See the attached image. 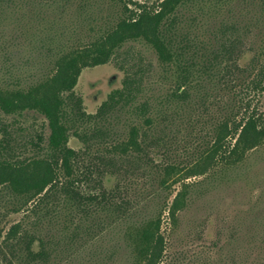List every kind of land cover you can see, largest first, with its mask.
<instances>
[{
    "label": "trees",
    "instance_id": "obj_1",
    "mask_svg": "<svg viewBox=\"0 0 264 264\" xmlns=\"http://www.w3.org/2000/svg\"><path fill=\"white\" fill-rule=\"evenodd\" d=\"M111 1L113 13L97 16L91 12L95 0H78L77 19L69 26L63 23L77 0H55L60 8L52 14L55 33L43 38L40 49L41 56H51L50 67L35 80L0 85L1 112L17 116L10 122L0 116V197L20 199L22 206L31 203L37 223L62 202L80 219L92 217L87 233L104 231L109 219L98 215L124 218L134 207L123 194L132 186L128 174H153L154 183L168 187L179 178L205 174L214 165H237L264 143V111L251 100L264 91V50L259 68L240 65L237 22L223 21L208 35L193 32V19L181 10L195 5L203 10L209 0H159L133 8L120 4L122 0ZM86 35L89 41L83 39ZM131 42H142L155 52L164 88L159 93L156 87L149 89L158 94H145L155 67L139 46H127ZM131 55L137 57L128 58ZM111 62L124 71L121 86L95 113L88 112L76 92L79 78L85 69ZM214 90L226 93L219 101L222 107L214 116L207 114L206 133L195 136L192 129L187 144L193 142V154L174 161L173 128L187 119L199 125L213 105ZM26 111L43 117L42 130L22 124L14 128ZM72 137L80 147L70 145ZM111 176L119 179L108 189L105 179ZM185 196L184 191L176 195L167 209L171 217L184 206ZM12 203V210L21 209ZM162 221L159 216L128 226L133 264H181L166 247ZM34 227L30 231L17 222L6 235L0 227V264H51L54 248Z\"/></svg>",
    "mask_w": 264,
    "mask_h": 264
},
{
    "label": "rangeland",
    "instance_id": "obj_2",
    "mask_svg": "<svg viewBox=\"0 0 264 264\" xmlns=\"http://www.w3.org/2000/svg\"><path fill=\"white\" fill-rule=\"evenodd\" d=\"M95 1L91 12L95 15L98 13L97 16H106L115 10L111 0ZM158 1L122 0L120 4L127 3L129 8H133ZM77 3L78 0L69 9L63 25L66 22L69 26L74 25ZM57 8L55 0H0V85L35 80L42 76L47 65L50 67L51 56H41L40 49L44 46L41 45L45 42L43 38L55 33V29L51 28L55 21L52 14H56ZM181 11L193 19L189 24L196 33L210 35L209 32L223 21L237 22L240 25L239 33L242 34L240 48L243 56L240 65L250 63L259 68L257 66L263 62L264 50L263 0H209L203 10L195 5L190 10ZM92 24L97 26L96 22ZM73 36L71 33L66 38L69 44L73 42ZM83 39L89 41L90 38L86 35ZM132 44L139 46L155 67L145 94H158L164 86L158 76L160 66L155 52L142 42H131L127 46ZM136 57L128 56L130 59ZM255 57L258 59L255 60ZM123 76L124 71L116 62L85 69L76 92L83 97L86 110L95 113L109 93L121 86ZM165 84L168 86V81ZM150 87L159 89L158 93L150 90ZM225 96L223 91H212L210 100L213 105L209 107L208 113H204L205 117H202L199 125H192V119H187L173 128L170 137V146H173L171 159L184 161L193 154V142L187 144L192 129L195 130L192 131L195 136L199 135L198 132L206 133L210 127L207 114L214 116L217 109L222 107L219 101ZM251 100L255 107L264 111V91L251 97ZM0 116L6 122L17 117L7 116L1 110ZM20 117L21 122L14 123L16 129L21 124L31 130L36 127L42 130L44 127L43 117L34 111H26ZM44 133L46 136L49 134L48 126ZM70 145L78 148L81 144L72 137ZM214 166L205 174L170 182L168 187L154 183L153 174H145L140 170L135 171L136 175L128 174L130 177L126 181L132 186L123 194L135 208L119 219L115 214L108 218L104 214L98 215L103 220L109 219L104 231L95 229L87 233L86 224L92 217L80 219L79 215L72 214L69 205L62 202L54 206L56 211L49 218L40 215L42 218L37 223L36 216L29 209L31 203L22 206L20 199H10L8 195L0 197V227H4L3 235H6L14 223H25L30 231H35V223L46 243L54 248L51 264H133V249L126 229L131 224L141 225L146 220L162 216L161 230L167 240L166 247L176 262L264 264V143L248 151L237 165ZM118 179L116 176L107 177L106 187L112 189ZM183 191L186 194L185 204L173 218L167 209L176 195ZM12 202L21 206V209L12 210ZM94 224L89 226L92 228Z\"/></svg>",
    "mask_w": 264,
    "mask_h": 264
}]
</instances>
